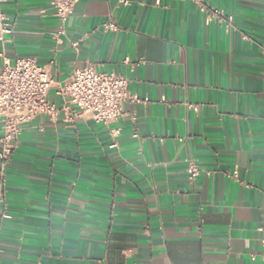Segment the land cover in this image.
<instances>
[{
	"label": "crops",
	"instance_id": "crops-1",
	"mask_svg": "<svg viewBox=\"0 0 264 264\" xmlns=\"http://www.w3.org/2000/svg\"><path fill=\"white\" fill-rule=\"evenodd\" d=\"M120 1L79 0L58 35L48 0H3L5 54L51 72L56 106L86 64L141 101L21 126L0 264H264V0H204L229 30L189 1Z\"/></svg>",
	"mask_w": 264,
	"mask_h": 264
},
{
	"label": "built area",
	"instance_id": "built-area-1",
	"mask_svg": "<svg viewBox=\"0 0 264 264\" xmlns=\"http://www.w3.org/2000/svg\"><path fill=\"white\" fill-rule=\"evenodd\" d=\"M79 0H48L55 16L61 23L58 35L64 33L63 25ZM204 14L206 21H216L225 30L232 28V17L223 11L213 9L204 0H185ZM128 5L127 0L120 1ZM0 0V204L3 203V176L21 126L39 116L54 118L59 111L68 117H87L97 123L115 121L122 115L126 102L139 103L141 100L128 91V80L113 72H97L92 64L75 69L70 77L58 86L56 94L61 97L60 107L52 103L49 93L55 81L51 72L36 64L32 58H16L10 61L5 54L7 36L11 29L6 24ZM103 30H116L112 22L105 23ZM264 61V46L261 48ZM200 169L190 163L188 174L195 178ZM236 171L232 176L236 177ZM264 248V240L262 241ZM264 255V249H263Z\"/></svg>",
	"mask_w": 264,
	"mask_h": 264
}]
</instances>
